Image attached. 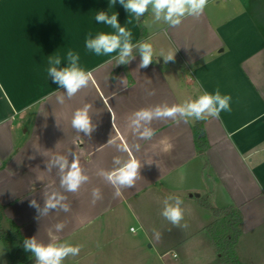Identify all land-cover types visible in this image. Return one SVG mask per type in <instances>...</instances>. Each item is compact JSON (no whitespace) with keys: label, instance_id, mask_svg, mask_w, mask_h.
<instances>
[{"label":"crops","instance_id":"obj_1","mask_svg":"<svg viewBox=\"0 0 264 264\" xmlns=\"http://www.w3.org/2000/svg\"><path fill=\"white\" fill-rule=\"evenodd\" d=\"M124 3L0 0L3 223L13 221L37 245L79 249L60 264H224L207 230L216 217L201 205L205 198L239 208L236 259L264 264V0H208L177 25L151 5L145 43L155 63L147 67L135 53L137 16ZM101 12L116 13L130 33L121 37L132 45L127 63L121 48L87 47L101 34H119L96 20ZM53 67H75L88 83L69 96ZM205 94L231 98L230 110L201 114L209 142L201 151L195 115L157 112L187 108ZM85 109L88 133L72 126ZM132 159L138 174L121 184L116 173ZM73 162L84 177L75 191L63 182ZM168 206L181 208L179 225L163 215ZM130 219L136 226L127 228ZM0 264H11L2 240Z\"/></svg>","mask_w":264,"mask_h":264},{"label":"clouds","instance_id":"obj_2","mask_svg":"<svg viewBox=\"0 0 264 264\" xmlns=\"http://www.w3.org/2000/svg\"><path fill=\"white\" fill-rule=\"evenodd\" d=\"M115 3V0H112ZM124 3V0H121ZM151 4L153 9L157 14V18L161 12L165 13V20H167L171 25H177L180 23V18L188 14H200L203 12L204 8L208 4V0H127L124 3L126 10L135 13L137 17L142 15L147 6ZM96 20L104 21L111 25L113 28L118 29V35L101 34L95 40L87 41V47L89 49H95L97 53L103 50L105 53H111L117 48H121L120 62L127 63L125 57L129 56L131 52L132 45L124 40L123 45H121V37H127L130 35L125 28L120 27L117 21V14L113 13L111 17H108L105 13L101 12L96 16ZM142 52V62L141 67H147L153 58L152 45L149 43H143L141 45ZM71 56V53L69 54ZM173 55L170 53L165 57V60H172ZM59 63V60L56 61ZM50 72L54 75L55 80L62 86L66 87L68 95L72 96L78 89L85 86L88 83L87 77L83 71L73 68H65L58 71L56 68H51ZM230 96H225L221 98L219 94L212 95H202L197 101L187 105V108H177L172 107L170 109H165L163 112L158 110L157 115L173 116L177 111L187 112L190 115H195L197 118H202L201 114L208 112L213 116H218L221 109L230 110L227 101ZM138 116L144 119L151 118V112L140 111L137 113ZM72 126L77 130L84 131L88 133L91 130V124L89 117L87 115V110H78L73 119ZM155 133L150 130H145L142 134L146 138L151 139ZM64 165H61L63 167ZM140 168V163L132 159L125 167L120 169L116 173V179L121 184L131 185L138 174V169ZM84 179L82 177L80 170L75 162L71 165V170L68 172L67 176L63 178V182L67 184L69 190L75 191L81 181ZM52 206V205H49ZM163 215L173 224L179 225L180 221L183 219V212L179 206L173 207L168 206L165 208ZM27 247L31 248L36 257L38 258V264H60L61 260L67 256L69 253H77L79 249L71 247H56V246H41L37 245L35 241L27 243Z\"/></svg>","mask_w":264,"mask_h":264},{"label":"trees","instance_id":"obj_3","mask_svg":"<svg viewBox=\"0 0 264 264\" xmlns=\"http://www.w3.org/2000/svg\"><path fill=\"white\" fill-rule=\"evenodd\" d=\"M151 7L147 6L146 11L137 17L140 26V40L142 41L135 53L142 59L141 45L145 43L146 28L144 19ZM155 59L152 58L150 64H154ZM194 142L198 150H205L209 147L207 135L203 126V121L198 118L194 128ZM201 205L210 209L215 215L216 219L207 226V230L211 236L213 243L216 245L220 253V260L224 264H242L236 259V245L242 233L240 228L241 214L237 206H228L224 208L215 207L210 201L205 198L200 201ZM4 207L0 208V240L3 241L10 257L11 264H38V258L34 251L27 247L30 241L24 236L21 228L13 221L9 222V227H3L2 211Z\"/></svg>","mask_w":264,"mask_h":264},{"label":"rangeland","instance_id":"obj_4","mask_svg":"<svg viewBox=\"0 0 264 264\" xmlns=\"http://www.w3.org/2000/svg\"><path fill=\"white\" fill-rule=\"evenodd\" d=\"M126 223V225H127V228L130 226V225H134V226H136V223L134 222V220H128V221H126L125 222ZM3 227L5 228V229H7L8 228V225L7 224H5V223H3ZM183 228V227H182ZM137 236V238H140V237H142V238H144L145 236H143L142 235V233L141 232H138V234L136 235ZM3 242V241H2ZM169 258V257H168Z\"/></svg>","mask_w":264,"mask_h":264},{"label":"built area","instance_id":"obj_5","mask_svg":"<svg viewBox=\"0 0 264 264\" xmlns=\"http://www.w3.org/2000/svg\"><path fill=\"white\" fill-rule=\"evenodd\" d=\"M131 230L135 232L136 231V228L132 227ZM174 256H177V255L174 254Z\"/></svg>","mask_w":264,"mask_h":264}]
</instances>
